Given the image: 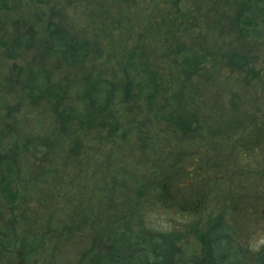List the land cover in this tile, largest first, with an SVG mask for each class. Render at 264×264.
Wrapping results in <instances>:
<instances>
[{
	"label": "rangeland",
	"instance_id": "1",
	"mask_svg": "<svg viewBox=\"0 0 264 264\" xmlns=\"http://www.w3.org/2000/svg\"><path fill=\"white\" fill-rule=\"evenodd\" d=\"M0 1L7 3L0 6V183L7 172L1 157L7 154L13 163L9 170L15 172L11 177L19 183L17 186L11 182L9 188L15 194L19 188L20 194L12 203L3 198L0 191V214H4L0 234L6 233L13 238L12 244L0 245V264H77L83 251L87 253L86 257L106 252L110 244L108 235L113 240L116 232L125 234L119 237H129L130 226L132 231L175 230L187 235V230L198 218L183 216L177 208L157 207L152 204L154 200L140 206L146 200L141 199L140 192L147 167L166 175L171 170L180 172L177 179L171 180L172 189L185 183L189 186L190 179L199 171L202 185H207L209 178L208 190L202 189L207 192L204 194L205 214L210 211L214 215L222 206L228 212V221L234 220L237 241L251 252L264 245V204L258 210L255 206L264 188V144H256L258 150L254 155L249 153V159L225 150L228 148L222 150L221 158L217 157L216 162L209 159L219 154L217 147L211 148L209 143L214 140L219 145L221 138L208 126L214 128L220 124L221 118L217 114L222 105L234 110L240 103L230 97L232 95L214 77L222 75L235 79L239 75L226 63L209 59L200 66L197 74L202 77L209 73L211 84L183 85L180 77L186 69L176 53L188 47L187 43H209L210 33L223 34L220 27L209 34L205 29L209 24L214 26L219 16L225 17L229 12L233 16L235 9L231 10L234 7L229 3L232 0ZM226 6L229 12H226ZM251 13H255L252 8L250 16ZM49 24L67 31L73 39L88 40L89 57L84 63L69 68L48 52L42 59L39 57L41 51L36 49L20 48L13 52L16 51L12 47L13 41L25 33V27L32 25L33 40L41 43L48 37ZM224 24L226 21L220 23ZM225 33L223 36L229 37L224 44H213V53L232 54L238 49L243 52V40L237 42V35L229 34L227 29ZM203 38L206 39L204 42ZM253 40L255 44L250 49L256 57L253 65L257 76L264 78L263 26ZM191 55L190 52L189 57ZM29 70L35 73L43 70L47 78L41 73L36 77L39 83L33 84L30 91L25 88L26 91L23 81L27 80ZM126 75L137 95L130 100H124ZM44 81L53 85L50 96H41L40 83ZM102 85L109 86V95L104 93V96L99 91ZM179 88H185L187 93L180 95ZM236 88L237 85L233 92ZM262 95L260 91L244 95L251 100L249 105L258 118L253 121V114L247 118L246 131L250 118L253 122L264 118ZM105 98L107 102L102 103ZM94 100L96 102L92 104ZM98 104H106L107 108L99 109ZM202 106L203 114L199 109ZM54 107L61 111L59 115ZM180 107L190 109L188 120L201 118L197 123L205 131L196 136L197 142H193L194 137L176 135L165 127L166 111ZM191 107H196L197 111ZM90 108L95 109L96 117L89 112ZM79 114L83 115L81 123ZM88 114L89 120L85 117ZM66 116L68 121L63 119ZM62 124L66 127L62 128ZM114 125L118 130L112 137L109 131ZM228 127L229 134L247 137L243 129L234 125ZM153 130L156 135L163 131L166 141L177 145L174 146L173 169L172 166L165 169L158 160L154 161L159 149L154 153L150 148L154 143ZM202 142L208 145L205 149L201 147ZM119 143L125 148L119 147ZM147 147L151 155L144 157L142 152ZM120 179L122 185L117 183ZM147 182L152 184L149 179ZM111 187L116 188L111 190ZM241 187L243 189H238ZM189 192L184 189L180 197L192 200L188 198ZM196 192L198 189L194 190V195ZM231 196L235 198L229 199ZM233 202H237L236 208L232 207ZM203 223L201 221L200 225ZM200 232V227L190 232L187 241L174 243V248L186 254L187 259L199 253L203 246ZM26 235L30 241L25 244L22 239ZM93 245L95 249L89 251ZM34 247L36 251L31 253L29 249Z\"/></svg>",
	"mask_w": 264,
	"mask_h": 264
},
{
	"label": "trees",
	"instance_id": "2",
	"mask_svg": "<svg viewBox=\"0 0 264 264\" xmlns=\"http://www.w3.org/2000/svg\"><path fill=\"white\" fill-rule=\"evenodd\" d=\"M229 3H232L235 9V12L233 16H231L229 12V8H225L226 12L228 11L227 15L219 16L218 19L215 22L214 26H211L210 24L207 25V28L205 29L206 34H209L211 31L219 30V27L221 28V32L224 33L217 35L215 33L209 34L208 39H212L214 36V39L210 41L209 43L204 42L206 40L203 38L204 43H200L199 45L192 44L187 45L190 43L185 44V49H182L180 51H177V56L181 58V61L184 62V66L186 70H182L183 77L182 84H195L197 83H203L211 84L212 77L208 73L207 76H199L197 73L199 71V68L202 64L207 62L209 59L213 62L217 63H226V65L234 70L235 73L239 75V77L235 76V79L232 78H226L224 76H218L214 77L218 81V84L224 86V88L227 90L228 94L232 95L230 97L236 98L237 108L228 109L225 105L221 108V112H218L217 115L220 116V124H217L214 128L211 126H208V129L211 130L214 135H219L218 137L221 138L220 144L216 145L215 141L209 143V147H217L218 155L210 156L209 159L214 160L217 157H220L222 155V150L224 148H228L225 150L233 151L237 153V156H241L243 158L249 159V153L251 155H254L256 152L257 147L256 144L262 143L264 144V118L261 120L256 121L258 118L253 113V109L251 108V105H249L251 100H247V96L244 97L245 94H251L252 92L260 91L264 94V78H260L257 76V71H255L254 67V50L250 51L252 44H255L254 36H257L261 26L264 27V0H232ZM7 3H4L3 1H0V6H5ZM235 4V6H234ZM262 4V5H260ZM261 6V7H260ZM253 14L250 16V12ZM224 10V9H223ZM232 12V11H231ZM222 21H226V24L220 25ZM25 23V22H23ZM25 33L22 35H19L17 40L13 41V49L17 52L20 48L24 49H30L31 50H38L40 52V59L42 57L47 56L45 54H52L55 55L62 63H64L69 68H75L76 64L84 63L87 58L89 57V51H90V43L88 40L80 38V39H73L70 37L69 33L67 31H64L60 27H56L53 24H49L47 26V34L48 37L45 40H41V43L34 42V32L32 25H29L25 27ZM230 33H234L237 35L236 41L242 42L244 46L243 52H241L239 49L238 51H233L232 54H223V55H216L213 53V44H224L225 39L229 36H223L226 35L225 30ZM209 30V32H208ZM223 30V31H222ZM19 33V32H18ZM199 38H201L199 36ZM240 40V41H239ZM207 45V46H206ZM257 45H255L256 48ZM246 47V49H245ZM254 48V49H255ZM35 51V50H34ZM48 52V53H47ZM192 53L189 57V53ZM14 57H12L13 59ZM38 59V58H37ZM36 59V60H37ZM209 60V61H210ZM38 64H41L38 60ZM42 66V65H41ZM39 67V66H38ZM37 67V68H38ZM250 72V74L247 73ZM42 73V76L44 78L46 77V72L43 70L37 71L35 73L32 70H29L27 73V80L24 79L23 83V89H28L30 91V87L33 86L35 83H39V80L36 78L37 76H40ZM246 75V77H241V75ZM186 75V77L184 76ZM125 81L123 82V93L125 96L124 100H130L133 97H136L137 95L133 93V86L131 79L126 75ZM20 82V81H19ZM221 82V83H220ZM237 83V84H236ZM260 84H262V87L259 88ZM140 86V84H138ZM237 85V88L234 91V87ZM40 86H42L41 89V96H46L47 94L50 96L51 92L53 91L52 86L49 85V83H46L45 81L40 83ZM138 87V86H137ZM26 88V89H25ZM139 88V87H138ZM27 91V90H26ZM103 92V95H109L111 92L109 90V86L102 85L101 90ZM182 91V92H181ZM180 95H184L187 93L185 91V88L180 89L179 88ZM104 95V96H105ZM140 95V94H139ZM138 95V96H139ZM264 97V95H262ZM61 99V98H59ZM107 98L103 100L102 103L107 102ZM98 101V100H97ZM96 100L92 104H95ZM55 105L59 108L58 103H55ZM97 105V103H96ZM100 104H98L99 106ZM177 106V105H176ZM55 110L59 111L56 107H54ZM105 105H100L99 109H106ZM60 109V108H59ZM191 109L196 110V107H191ZM202 114L204 113L203 106L199 107ZM63 110V109H60ZM233 110V113H232ZM236 111V112H234ZM89 112H92L93 116L95 115V109L90 108ZM190 112V109H186L184 107H180L178 110L173 109L170 111H166V114L164 115L165 119V127L170 128L172 133H175L176 135H180L183 137H194L193 142H197L196 136L199 133H202L205 131V129H202L200 127V123H197L201 120V118L188 120L187 116ZM252 112V113H251ZM253 114V121L250 118V121H248L247 128L249 129L246 131V128L244 126L245 121L247 118L251 117ZM88 118L90 115L88 114L85 116ZM79 123L83 122L81 121L83 118V115H78ZM64 121H68L69 117H63ZM81 119V120H80ZM60 121V120H59ZM96 122V120H94ZM196 122V123H195ZM61 124V123H60ZM237 126L238 128L243 129L244 133H246L247 137H243V135H238L237 137L229 134V127L228 126ZM62 128L66 127L65 124L61 125ZM63 130V129H62ZM118 130L117 125H114L113 128L109 131V135L113 137V134ZM154 132V143L153 146H151V149H154V153L156 152V149H159L158 156H155L154 161L159 162V165L161 167H164L167 169V167L175 165L174 159H175V150L173 145L166 141V138L163 135V131H160L157 133L159 138L157 139L156 132ZM210 131L208 130V134ZM152 133V132H151ZM151 133H149V137L153 136ZM162 133V134H161ZM235 134V133H234ZM146 136V134H144ZM152 138V137H151ZM60 139V137H59ZM259 139V140H258ZM259 141V142H258ZM205 144V142L201 143L202 149H205L208 145ZM119 147L125 148L124 144L119 143ZM143 147H146L144 145ZM149 147V146H148ZM143 149L142 154H144V157H148L151 155L149 148ZM79 150V149H78ZM194 150V148H193ZM80 151V150H79ZM78 151V152H79ZM76 152L75 154H78ZM80 154H78L79 156ZM221 158V157H220ZM219 158V163H220ZM3 161V165H5L7 172L4 173L3 178L0 183V191L3 196V198L8 199L12 203H14V199L19 198V188L16 191H12L9 188V185L11 182L15 183L18 186V182H16L15 179H13L11 176L14 173L9 170V166H12V161H10L7 154H4L1 157ZM187 173V172H186ZM190 171L188 172V174ZM200 172H195L196 176L190 179V185H182L185 188H182V186L178 185L177 188L172 189L171 180L177 179L181 173H175V170H171L170 174L166 175L162 171L159 173L153 172L150 170L149 167L144 169V175L142 177V180H144V186L142 185V189L140 192L141 199H146L143 204L140 203V206L143 207L146 202L154 204L157 207H168L170 209L177 208L180 213L185 216H191L198 218L195 224H192L188 230L187 235H182L181 232L178 231H170V232H150L148 230H133L131 229V226L129 230L131 231V234L129 237H119L120 235H125L122 233L116 232V239L113 240L111 236L108 235L107 241L110 243L108 247H106V252H102V254H96L95 253L90 254L88 257L86 252H82L81 257L78 258L77 264H264V245L261 246V248L256 252H251L249 249L244 247L239 241H237V233L235 230V227L233 225L232 219L228 221V212L224 208H219V212L211 215L210 211L206 215V205L204 202V199L206 196L207 188H208V182L209 178L206 180L207 185H202L203 182L200 183V178L198 175ZM187 174V175H188ZM18 175V174H17ZM164 175V176H162ZM74 176L76 177V173H74ZM154 176V178H153ZM159 176L158 180L156 177ZM170 176V177H168ZM192 177V176H191ZM163 178V181L160 179ZM10 181H9V180ZM113 178L111 177V180ZM151 180L152 184H149L147 180ZM114 182H116L115 179H113ZM157 180V182H156ZM117 183H120L122 185V179L120 181H117ZM113 185H116V183H113ZM176 186V185H175ZM179 187V188H178ZM195 187V188H191ZM207 187V188H206ZM116 187H111V190H115ZM189 189V194H191L188 198L183 200L184 198L180 197L181 191L184 189ZM196 195H194V190H197ZM202 189H207L205 192ZM243 189V187L238 188ZM237 191V190H235ZM186 192V191H184ZM234 192V191H233ZM230 192V193H233ZM260 194V196H259ZM258 194L259 196V202H256V208L262 206L264 204V188L261 190V192ZM224 194L222 195V197ZM236 196V195H235ZM235 196L229 197V199L235 198ZM180 197V202H178V198ZM225 201L228 200L226 196L223 197ZM257 197L254 198V200ZM11 199V200H10ZM235 201V199L233 200ZM10 202V203H11ZM178 202V203H177ZM219 204H221L219 202ZM222 205V204H221ZM237 202H233L232 207L236 208ZM14 209H16V206H12ZM250 207V206H249ZM222 209V210H221ZM204 216H202L203 212ZM202 213V214H201ZM4 214H0V222L3 219ZM6 220V219H5ZM201 221H204L202 226L200 225ZM236 223V222H234ZM126 226H128V223H125ZM197 225H199L197 227ZM194 226H196L195 230H198L199 227L201 228L200 232V239L202 242V248L201 251L193 256H190L189 259H187V255L180 251H178L174 248V243L178 245L177 243L185 242L187 241L188 234L190 232H193L195 230ZM115 229V228H114ZM128 230V231H129ZM11 232H13V228H11ZM14 237V236H13ZM28 236L26 235L23 240V242L26 244L30 239H26ZM13 238L8 237L6 233L0 234V245H4L5 243L12 244ZM33 241L31 244L34 246L35 242ZM41 242V241H40ZM25 246V245H24ZM16 247V245H15ZM95 246L93 245L89 251L94 250ZM31 253L36 251V248L29 249ZM97 253V252H96ZM102 255V256H100ZM22 259V257L20 258Z\"/></svg>",
	"mask_w": 264,
	"mask_h": 264
}]
</instances>
